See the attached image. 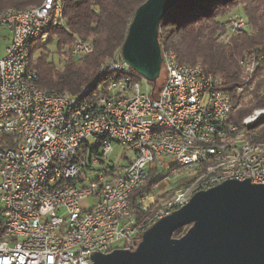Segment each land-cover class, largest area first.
<instances>
[{
    "label": "built area",
    "instance_id": "2783aa9c",
    "mask_svg": "<svg viewBox=\"0 0 264 264\" xmlns=\"http://www.w3.org/2000/svg\"><path fill=\"white\" fill-rule=\"evenodd\" d=\"M57 26L64 27L61 0L0 11V264H92L95 253L135 248L149 226L199 190L230 179L264 183V139L250 130L264 107L231 123L233 98L223 81L167 49L155 96L120 49L99 68L112 72L106 84L85 86L77 97L49 93L29 63ZM246 28L240 14L226 24L230 34ZM91 51L79 37L58 49L77 58ZM261 60L242 55L236 95L253 91ZM114 143L133 157L114 163ZM161 157L194 177L155 207L146 204L148 191H136Z\"/></svg>",
    "mask_w": 264,
    "mask_h": 264
},
{
    "label": "trees",
    "instance_id": "16d2710c",
    "mask_svg": "<svg viewBox=\"0 0 264 264\" xmlns=\"http://www.w3.org/2000/svg\"><path fill=\"white\" fill-rule=\"evenodd\" d=\"M144 1L61 0L64 27L52 28L47 42L55 41L58 51L62 44L79 37L91 41L92 51L83 58L66 53L58 66L48 59L46 44L40 45L32 51L29 63V68L36 72L37 85L49 93L77 97L85 86L93 84L96 88L106 84L112 78V72L100 75L99 68L120 49L133 13ZM41 2L0 0V11L7 8L23 10ZM235 14L246 18L247 28L230 34L226 24ZM157 42L160 50H173L180 63H200L223 81L233 98L231 123L241 125L252 111L264 107V0H178L160 21ZM244 53L262 55V60L253 91L236 95L234 88L240 73L239 60ZM162 82L157 85L156 80L151 85L153 96ZM250 130L257 133L258 139H264V117L255 120ZM156 170L149 171L136 193L150 192L162 178ZM151 214L150 208L142 218ZM187 228L177 229L173 237L181 236Z\"/></svg>",
    "mask_w": 264,
    "mask_h": 264
},
{
    "label": "water",
    "instance_id": "95a60500",
    "mask_svg": "<svg viewBox=\"0 0 264 264\" xmlns=\"http://www.w3.org/2000/svg\"><path fill=\"white\" fill-rule=\"evenodd\" d=\"M177 1L145 0L137 6L120 47L124 63L151 84L161 69L159 24ZM90 259L92 264H264V183L230 179L199 190L149 226L135 248H114Z\"/></svg>",
    "mask_w": 264,
    "mask_h": 264
},
{
    "label": "rangeland",
    "instance_id": "374dc122",
    "mask_svg": "<svg viewBox=\"0 0 264 264\" xmlns=\"http://www.w3.org/2000/svg\"><path fill=\"white\" fill-rule=\"evenodd\" d=\"M4 40L0 43V56H3L5 53V42ZM38 44H46V49L48 53V59L55 62L56 65H60L63 57L59 54L56 49L55 41L47 42V40L42 39ZM163 72L160 73L157 79V85L161 84L163 81ZM161 76V77H160ZM256 111H252L247 117L253 116ZM244 120V119H243ZM92 144H97V141L94 138L89 139ZM127 146H121L119 144H113V152L111 154V159L114 163H123L125 155L128 158L133 157V151L127 150ZM161 165H158L157 162H154L152 165L157 167L156 173L162 174V178L154 185L150 190L146 204L155 205L159 207L170 201L173 197V192L175 189L179 188L183 183L191 180L194 175L191 171H185L183 169H178L174 166V160L170 157H161L159 159Z\"/></svg>",
    "mask_w": 264,
    "mask_h": 264
}]
</instances>
